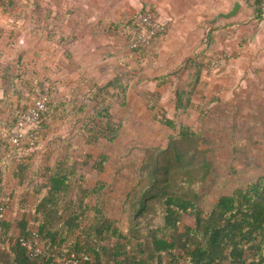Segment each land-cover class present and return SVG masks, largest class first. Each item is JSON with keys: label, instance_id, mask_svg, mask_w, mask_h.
I'll return each mask as SVG.
<instances>
[{"label": "crops", "instance_id": "0c3cea01", "mask_svg": "<svg viewBox=\"0 0 264 264\" xmlns=\"http://www.w3.org/2000/svg\"><path fill=\"white\" fill-rule=\"evenodd\" d=\"M236 1L241 3V8L235 17L224 20L228 23L219 25V29L211 30V24L221 20H215L216 15L228 12ZM246 1L0 0V123L13 125L16 114L28 107L37 93L43 90L49 92L53 103L40 130L41 141L37 149L22 155L15 153L10 156L5 153L0 159V206H5V219L14 221V214L19 212L21 201L26 197L19 175H15L20 163L27 166L31 181L34 175L39 176L43 169L55 165L60 151L68 160H79L85 153L90 154L78 148L90 147L86 136L81 139L75 133L87 127L88 119H91L104 96H112L121 89L125 101L112 111L120 123L118 136L111 143L99 139L100 148L93 149L100 150L114 145L122 135H126L128 119L133 114L140 112L155 124L146 97L157 94L161 107L162 95L173 90L167 79L174 78V72L181 69L188 57L194 62L196 56H204L206 51L212 50L213 45L222 42V37L227 36L226 31L239 27L240 23L233 21L234 18L243 14L247 22L257 25L255 45L264 46V18L255 21V12L246 5ZM249 2L252 3V0ZM145 10L158 14L166 25V32L153 42L145 57L140 58L129 50L128 39L136 14ZM30 19L31 24L28 22ZM239 29L242 45H239L238 52L242 55L253 44H249L248 28L245 34L243 28ZM208 34L209 39L206 38ZM22 37L26 41L20 45ZM234 39L231 37L230 41L227 40L226 46H231ZM238 52L235 55L238 56ZM238 61L236 58L229 64ZM220 70L225 68L222 66ZM192 73L187 72V78ZM200 79L201 72L196 84ZM169 95L171 92L167 94L164 105L167 104V109L171 110ZM137 102L139 105H136ZM92 121L98 123L97 119ZM54 132H57L56 135ZM48 137L50 140L46 141ZM90 155L95 160L104 158L105 164L100 173L91 171L96 180L92 185L86 180L90 172L85 171V183L90 187H95L98 182L107 183L104 192L107 209L121 226L124 222L127 226L129 217L123 212V205L111 203L107 197L111 189L110 183L105 180L109 155ZM34 161L35 164H32ZM36 184L37 180L33 179L28 184L29 191ZM37 199V196H30L26 200L34 205ZM116 206L121 212L118 217L110 211ZM29 217L27 215L26 220ZM29 225L31 231H37L36 226L32 223ZM15 233L16 238L25 236L17 231Z\"/></svg>", "mask_w": 264, "mask_h": 264}, {"label": "trees", "instance_id": "16d2710c", "mask_svg": "<svg viewBox=\"0 0 264 264\" xmlns=\"http://www.w3.org/2000/svg\"><path fill=\"white\" fill-rule=\"evenodd\" d=\"M260 4L261 0L246 1L255 12V21L264 17ZM133 25L128 48L135 36L134 21ZM219 28L215 22L211 24V30ZM149 48L131 52L144 58ZM194 62L191 86L196 84L201 71V65L195 66ZM48 95L39 133L53 106L49 92ZM124 101L121 89L102 98L91 117L98 123L93 122L86 135L90 147L100 148L99 139L108 143L116 139L120 123L112 111ZM158 102L157 94L146 97L155 122L171 128L172 122L165 118V109ZM25 109L16 114L15 120ZM2 125L8 129L13 126ZM186 145L193 149L186 152L185 158ZM5 153L11 156L16 151L5 144L0 159ZM59 154L53 167L31 178L37 180L32 191L28 189L31 181L25 163L15 169L26 197L19 212L14 214V221L3 222L6 237L0 241V264H58L53 258L30 259L25 255L15 232L28 236L29 223L36 226L46 251L53 253L59 249L62 254H86L93 264H264V177L233 194L219 197L205 211L197 204L194 191L207 180L210 163L202 157L205 153L198 144V135L191 130L168 135L166 147L147 148L135 159L137 180L125 193L122 203L123 212L129 217L126 229L107 209L108 201L104 197L107 183L98 182L95 187L85 183L84 172L100 173L105 159L95 160L85 153L79 160H68L63 151ZM198 154L202 158L199 165L193 163ZM30 196L38 197L34 205L27 203Z\"/></svg>", "mask_w": 264, "mask_h": 264}, {"label": "rangeland", "instance_id": "374dc122", "mask_svg": "<svg viewBox=\"0 0 264 264\" xmlns=\"http://www.w3.org/2000/svg\"><path fill=\"white\" fill-rule=\"evenodd\" d=\"M234 19L233 21L240 23L239 27L226 31L227 36L222 37V42L213 45L212 50L206 51L204 56L200 55L198 61L194 59L195 66L201 65L202 79L197 84H189L193 75L187 78V72L195 73L191 57H188L181 69L174 72V78L167 79L173 90L162 95L161 108L165 109V118L168 117V121L172 122L171 128L152 124L139 112L129 117L126 135H122L114 145L101 148L103 150L78 147L97 157L109 155L105 180L111 185L107 195L111 203L122 204L126 191L136 182L135 159L147 148L166 147L168 135L172 136L178 131L191 130L196 133L198 144L205 153L202 157H206L210 163L211 171L207 180L198 184L194 191L197 204L205 211L210 210L219 197L233 194L264 177V46L255 45L257 25L247 22L248 19L243 14ZM28 22L31 24L32 20ZM226 23L228 22L218 20L215 25ZM239 28H243L244 34L248 28L249 44H253L242 55L238 52L239 45H242L241 40L239 41ZM231 37L236 39L231 46H226V41H230ZM25 41L26 38L22 37L20 45ZM237 52L238 56L235 55ZM218 55H224L225 70H209L207 63ZM236 58L238 62L229 64ZM170 92L168 97L171 100L168 103L172 105L171 110L167 109V104L164 105ZM137 104L139 105L138 102ZM85 120L81 123L82 126ZM87 123V127L76 131V137L85 139L93 121L89 118ZM56 133L54 132L55 135ZM48 140L50 137L46 139ZM184 149L186 158V152L193 148L186 145ZM201 159L198 154L193 163L199 165ZM88 176V184H94L96 180L91 172ZM110 211L115 217L121 213L118 206L112 207ZM126 224L124 222L121 227L126 229Z\"/></svg>", "mask_w": 264, "mask_h": 264}, {"label": "built area", "instance_id": "2783aa9c", "mask_svg": "<svg viewBox=\"0 0 264 264\" xmlns=\"http://www.w3.org/2000/svg\"><path fill=\"white\" fill-rule=\"evenodd\" d=\"M264 16V0L260 4ZM136 31L129 50L149 48L153 42L166 32V25L161 21L157 13L152 10L139 12L135 16ZM224 55L215 57L207 63L209 70H219L224 65ZM49 95L47 91L37 93L32 103L21 112L13 126L8 129L0 123V155L8 144L16 151V155L30 152L40 144L41 134L38 132L42 115L47 111ZM5 220V206L0 207V241L5 240L3 222ZM17 242L30 259L48 260L53 258L58 264H93L86 254L68 253L62 254L59 249L48 252L42 244V237L37 231H30L28 236H20Z\"/></svg>", "mask_w": 264, "mask_h": 264}, {"label": "water", "instance_id": "95a60500", "mask_svg": "<svg viewBox=\"0 0 264 264\" xmlns=\"http://www.w3.org/2000/svg\"><path fill=\"white\" fill-rule=\"evenodd\" d=\"M241 8V3L239 1H236L233 3L232 8L226 12V13H219L216 15V17L214 18L215 20L217 19H231L233 17H235V15L239 12Z\"/></svg>", "mask_w": 264, "mask_h": 264}]
</instances>
